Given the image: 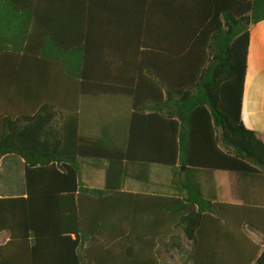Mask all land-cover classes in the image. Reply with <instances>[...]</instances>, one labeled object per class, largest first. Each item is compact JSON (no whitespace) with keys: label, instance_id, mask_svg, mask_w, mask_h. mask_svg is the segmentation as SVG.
<instances>
[{"label":"trees","instance_id":"16d2710c","mask_svg":"<svg viewBox=\"0 0 264 264\" xmlns=\"http://www.w3.org/2000/svg\"><path fill=\"white\" fill-rule=\"evenodd\" d=\"M263 21L264 0H0V166L25 178L0 198V264H264V143L242 121ZM154 167L172 192L124 191Z\"/></svg>","mask_w":264,"mask_h":264},{"label":"crops","instance_id":"0c3cea01","mask_svg":"<svg viewBox=\"0 0 264 264\" xmlns=\"http://www.w3.org/2000/svg\"><path fill=\"white\" fill-rule=\"evenodd\" d=\"M88 120V118H85L86 122H88ZM242 121L244 126L248 130L257 133L258 137L264 143V21L252 27L250 31V49L242 104ZM170 178L171 176L168 170L154 167L152 183L149 187L137 182H127L124 191L133 193L147 191L151 194H169L172 192L170 189ZM83 181L90 188H102L105 184V174L91 167H86ZM204 184L205 189L211 196L215 195L219 201L229 204L238 203L236 199H238L239 189L244 186L243 183L237 181L233 176L222 172L209 173L204 177ZM246 188L247 190L250 188L248 191L253 193L254 190L252 185L248 184ZM8 193L12 195H8ZM20 193L24 195L25 189ZM17 194H19V192H8L6 190V196H0V198L15 197ZM258 196L264 198V193ZM252 233L253 232H250V235ZM1 235L2 237H0V240L5 242L0 245H3L8 241L9 235L8 233H0V236ZM255 235L258 236L257 234ZM258 237L260 241L252 238L256 242H261L260 236Z\"/></svg>","mask_w":264,"mask_h":264},{"label":"rangeland","instance_id":"374dc122","mask_svg":"<svg viewBox=\"0 0 264 264\" xmlns=\"http://www.w3.org/2000/svg\"><path fill=\"white\" fill-rule=\"evenodd\" d=\"M24 189V164L22 160L16 156L5 157L0 166V196H6V190L8 192H19L16 196H23L20 192H23ZM8 195L12 194L8 193ZM251 235L254 239L260 241L258 236L253 233ZM0 237H2V235ZM4 242L5 241L0 240V244ZM168 256H170L168 258L170 264H186V257H183L178 252H173Z\"/></svg>","mask_w":264,"mask_h":264}]
</instances>
